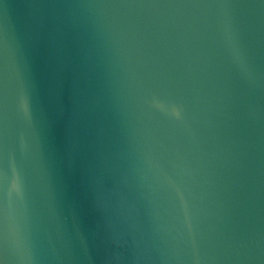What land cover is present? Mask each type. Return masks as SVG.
<instances>
[{"label":"water","instance_id":"95a60500","mask_svg":"<svg viewBox=\"0 0 264 264\" xmlns=\"http://www.w3.org/2000/svg\"><path fill=\"white\" fill-rule=\"evenodd\" d=\"M0 264H264V0H0Z\"/></svg>","mask_w":264,"mask_h":264}]
</instances>
